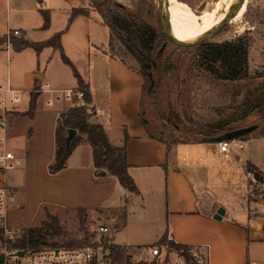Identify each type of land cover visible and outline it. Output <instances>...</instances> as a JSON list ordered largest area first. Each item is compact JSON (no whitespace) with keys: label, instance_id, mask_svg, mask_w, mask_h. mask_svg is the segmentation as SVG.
I'll list each match as a JSON object with an SVG mask.
<instances>
[{"label":"crops","instance_id":"obj_1","mask_svg":"<svg viewBox=\"0 0 264 264\" xmlns=\"http://www.w3.org/2000/svg\"><path fill=\"white\" fill-rule=\"evenodd\" d=\"M40 9L49 11L46 27ZM74 9L86 11L82 0H0V39L5 38L0 42V85H9L18 95L14 112L28 110L30 93L44 80L52 89L77 88L75 70L90 92L89 120L101 123L114 145H119L126 136L128 173L139 191L132 193L127 204L118 200L113 206L122 209L116 214L118 243L114 244L128 246L136 256L144 257L149 245L170 239L176 244L200 246L208 264H264V218L244 205L238 210L239 219L229 216L228 210L207 192L196 191L187 169L202 186H207L212 178L215 181L210 186L221 182L226 174L239 176V172L223 164L213 143H168L152 135L142 117L143 75L138 68L106 50L109 31L94 14L81 13L69 22ZM56 34L59 36L55 46L39 50L31 46L16 50L12 41L42 42ZM62 54L70 64L63 60ZM50 96L47 91L38 93L32 118L14 113H10V118L20 125L24 119L35 122L41 114L49 112L52 122L48 140L54 157L57 116L71 107L73 101L64 99L46 106ZM5 99L10 107L8 96ZM7 134L12 137L11 126ZM32 136L33 131L27 139ZM243 142L240 154L233 152V156L264 171V136ZM173 145L182 147L171 150ZM85 167L94 170L91 146L82 143L57 173L80 172ZM111 177L124 195L126 190L116 177L106 171L100 176L101 180Z\"/></svg>","mask_w":264,"mask_h":264},{"label":"rangeland","instance_id":"obj_2","mask_svg":"<svg viewBox=\"0 0 264 264\" xmlns=\"http://www.w3.org/2000/svg\"><path fill=\"white\" fill-rule=\"evenodd\" d=\"M109 1L116 4V9L126 15L127 21L133 20L137 23L135 27L141 34L147 32L139 27V22L159 30L157 0ZM177 1L183 3L184 10L188 8L196 16L201 26V17L205 14H214L215 24L224 18L232 11L234 0ZM95 2L96 0H82V5L86 7L87 13L90 12L96 19L102 20L94 7ZM168 19L170 29L174 31L173 27L179 19L172 15H168ZM187 32L189 33L185 34ZM205 32H195L187 27L186 32L180 35L184 38H195ZM108 33L110 36V31ZM143 38L147 39L146 36ZM237 38L241 39L247 49L246 75L231 79L216 70H209L210 55L206 54L201 43H220ZM105 48L126 63L144 69L145 62H139L130 52L125 51L116 37L111 42L108 39ZM157 53L158 56L155 57ZM151 62L153 64L145 72L144 78L142 117L148 131L154 136L166 142L192 143L198 142L203 136L215 135L212 134V128L216 127L227 130L258 125L252 133L256 134L262 130L264 0H244L230 21L216 27L208 38L197 45L183 47L162 36L151 55ZM246 103L262 104V108L244 120L233 122L234 117L243 113L237 108ZM88 109L91 111L90 107ZM45 113L35 122L24 119L25 122L20 125L17 120L10 118L9 126L13 133L11 138L16 141L15 153L22 165L5 173L6 184L16 190L21 202V207L9 214V221L13 226L25 231L40 229L45 240L50 243L82 242L88 234L95 232L98 236V226L107 222L115 212L117 214L122 211L121 208L113 206L118 204V200L120 204H127L132 193L125 191L126 195H123L124 192L118 191V184L113 177L101 180L102 174L97 175L92 168L85 167L75 173H50L48 167L54 157L48 131L52 117L49 112ZM31 131L33 136L27 139ZM241 140L244 141V138ZM253 143L249 142L250 145ZM178 146L173 145L171 150ZM242 148L235 146L233 152L240 154ZM245 168L254 171L247 163ZM187 170L196 191L202 194L207 192L228 210L229 216L239 219L240 207L244 205L251 210L257 206L247 201L245 178L242 173H238L239 176L226 174L221 182L210 186V182L215 181L212 178V181L207 182L209 186H202V182ZM54 218L57 220L56 226L51 224ZM112 241L118 243V230L114 233ZM118 260L113 258L111 264H122L118 263Z\"/></svg>","mask_w":264,"mask_h":264},{"label":"trees","instance_id":"obj_3","mask_svg":"<svg viewBox=\"0 0 264 264\" xmlns=\"http://www.w3.org/2000/svg\"><path fill=\"white\" fill-rule=\"evenodd\" d=\"M116 4H112L109 0H96L94 7L99 13L101 19L106 24L110 31L109 40L110 42L114 37H116L119 43L122 45L125 51L130 52L139 62H145L144 69H138L139 72L145 78L146 71H148L151 66V55L154 53L156 46L158 45L159 39L167 38L162 32L160 24L159 30L153 26L146 25L143 22H139V27L145 32L141 34V31L138 30L135 26L137 23L133 20L126 19V15L121 13L116 9ZM118 6L122 7L118 4ZM40 12L43 16V26L46 27L49 23V11L48 9H40ZM87 13L82 9H74L69 18V22L78 14ZM189 32L185 33L188 34ZM59 34H56L50 39H47L42 42H31L26 39H17L12 40L14 48L20 50L22 48L31 46L36 50L41 49L47 45H54L55 40L58 38ZM143 36H146L147 39H144ZM7 38V37H6ZM8 39V38H7ZM6 39V40H7ZM168 39V38H167ZM0 39V42L4 41ZM169 40V39H168ZM166 42V41H165ZM204 47V51L207 55H210L208 59L210 65L208 66L209 70H216L223 74L226 78L239 79L246 75L247 73V62L246 54L247 49L240 38L227 40L220 43L217 42H206L201 43ZM113 55H116L112 53ZM158 56V53L155 54V57ZM62 58L65 62L70 64V61L62 54ZM120 58V57H119ZM121 59V58H120ZM123 60V59H122ZM124 61V60H123ZM77 76V89H80L83 92V99L85 102L89 103L90 101V92L87 84L79 77L77 72L74 70ZM145 84V82H144ZM38 87L30 93L29 108L26 112L17 113L12 112L15 115H23L29 118L33 117V112L36 106V99L38 97ZM260 108L262 104L256 103H246L237 108L238 111H243L242 114H239V117H234L233 122H238L244 120L246 117L254 114ZM91 116V111L84 104H77L73 102V105L67 110L60 112L56 119V126L54 131L55 136V151L52 164L49 165L48 171L52 174L59 172L65 167L66 160L79 144L87 143L91 146L92 150V161L95 173L100 174L101 170L106 171L109 175L116 177L118 183L128 192L137 194L138 188L133 180V178L128 173V163L126 160V148L124 136L122 142L119 145H114L110 143L108 136L103 128L101 123H94L89 120ZM258 128V125L257 127ZM250 133L239 136L236 139L248 140L252 137L264 136V126L261 131L258 133ZM69 129H74L76 132L72 138L66 142V136ZM238 129V128H237ZM234 129H224L221 127L212 128L213 136H203L199 139L205 137H216L224 134L227 131ZM153 135V134H152ZM161 139V138H160ZM162 140V139H161ZM198 141V142H199ZM173 143V142H168ZM187 143V142H182ZM247 165L254 169L256 173H260L256 167L252 164L247 163ZM57 220L54 218L51 221L53 226H56ZM50 226V224H46ZM94 234H88L85 236V239L82 242H66L61 244L50 243L45 240V237L41 234L40 229H31L27 231V235L23 237L21 245H28L29 248L36 247L42 248L44 246H53V245H63L65 247H75L96 243ZM113 258L119 259L121 255V247L115 246L112 250Z\"/></svg>","mask_w":264,"mask_h":264},{"label":"built area","instance_id":"obj_4","mask_svg":"<svg viewBox=\"0 0 264 264\" xmlns=\"http://www.w3.org/2000/svg\"><path fill=\"white\" fill-rule=\"evenodd\" d=\"M18 34L17 30L13 31ZM38 92L47 91L51 96L45 101L51 106L54 101L69 100L77 104L89 103L83 99L80 89H52L50 83L44 80ZM8 96L10 107L6 105ZM19 97L9 86L0 85V264H111L113 235L118 230L119 219L116 213L108 221L98 226V236L94 232L96 243L65 247L63 245L44 246L42 248L21 245L27 231L10 224L9 214L21 207L15 189L5 181V173L22 165L15 153L16 144L7 134L10 113L14 112ZM243 140H221L213 143L217 155L223 164L232 166L235 171L242 173L245 178L247 201L256 204L251 211L264 218V171L256 173L245 168L246 162L233 156V147L242 148ZM121 247L118 263L122 264H208L206 253L196 244H176L172 240L156 242L146 249L144 257L136 256L128 246ZM21 252V253H20Z\"/></svg>","mask_w":264,"mask_h":264},{"label":"water","instance_id":"obj_5","mask_svg":"<svg viewBox=\"0 0 264 264\" xmlns=\"http://www.w3.org/2000/svg\"><path fill=\"white\" fill-rule=\"evenodd\" d=\"M243 1L244 0H238L236 5L233 7L232 11L227 13L224 18L219 20L213 27H211L209 30H207L205 33H203L199 38H197L196 40L192 41L193 43H191V44L190 43H181V42L176 41L170 35L168 29L166 28V25L164 24V5H165L166 0H157V4H158L157 14H158V19H159V24H160L162 32L174 44L180 45V46H183V47H188V46H191V45H197L200 42H202L203 40H205L206 38H208L209 35L212 33V31L216 27H218V26L230 21L236 15V13L241 8V6L243 5ZM164 44L165 43H163V45ZM256 127H257V125H250V126H247V127H242V128L234 129V130H231V131H227L224 134L216 136V137H205V138H202L200 141L204 142V143H214V142H218V141H221V140H232V139L238 138L239 136H242V135L250 133ZM75 132L76 131L74 129H69V131L67 133V136H66V142H68L72 138V136L75 134ZM104 173H105L104 170L100 171V174H104ZM0 261H1V255H0Z\"/></svg>","mask_w":264,"mask_h":264},{"label":"bare ground","instance_id":"obj_6","mask_svg":"<svg viewBox=\"0 0 264 264\" xmlns=\"http://www.w3.org/2000/svg\"><path fill=\"white\" fill-rule=\"evenodd\" d=\"M237 1L238 0L233 1L231 8L236 5ZM184 9L183 3H180L177 0H166L164 5V24L166 25L170 35L178 42L190 43L201 36L199 35L195 38L182 37L180 34L185 33L187 27L193 29L195 32H205L209 30V28H211V26H213V24L216 22L213 18L214 14H205L201 17L202 25L200 26L196 20V16L192 14L188 8H186V10ZM168 15H172L179 19V21H177L173 27L174 31L170 29Z\"/></svg>","mask_w":264,"mask_h":264}]
</instances>
